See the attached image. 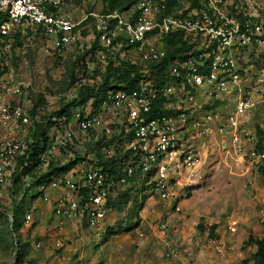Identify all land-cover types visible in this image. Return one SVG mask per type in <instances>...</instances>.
Instances as JSON below:
<instances>
[{
    "label": "built area",
    "instance_id": "1",
    "mask_svg": "<svg viewBox=\"0 0 264 264\" xmlns=\"http://www.w3.org/2000/svg\"><path fill=\"white\" fill-rule=\"evenodd\" d=\"M71 1L0 0V198H8L18 178L27 189L24 222L36 199L51 201L57 249L67 229L77 240L83 229L101 239L126 190L137 208L154 198L179 213V191L209 149L264 163L248 126L264 109V69L254 71L248 61L264 48L260 0H133L122 11L101 7L80 18L67 9ZM85 27L89 42L81 37ZM16 37L40 41L47 55L72 57L76 81L65 95L67 112L56 115L62 107L52 113L28 97L10 61ZM172 38L188 50L183 59L163 61ZM84 87L98 92L82 101ZM57 154L73 167L40 177L51 165L63 167ZM30 166L39 176L24 174ZM259 217L264 228V207ZM236 224L229 222L228 231ZM167 229L161 218L157 230ZM213 245L224 249L221 241Z\"/></svg>",
    "mask_w": 264,
    "mask_h": 264
},
{
    "label": "rangeland",
    "instance_id": "2",
    "mask_svg": "<svg viewBox=\"0 0 264 264\" xmlns=\"http://www.w3.org/2000/svg\"><path fill=\"white\" fill-rule=\"evenodd\" d=\"M260 3L264 19V0ZM89 8L100 9V0ZM164 49L167 52L169 47ZM14 51L10 61L27 84L28 97L52 113L60 109L76 81L72 57L47 55L38 40L23 39ZM248 61L254 71L264 69V48L249 55ZM87 90L84 87L80 93ZM248 126L256 134L264 129L263 108L250 116ZM263 172L264 163L258 167L249 158L240 160L209 149L189 184L179 191V213L169 212L154 198L137 208L128 196L107 218L104 238L83 229L82 240H77L67 229L59 249L55 243L61 234L51 205L45 210L37 205L39 201L32 203L28 210L32 217L24 222L27 189L16 183L8 198H0V264H14L17 251L22 253V264H264V255L256 256L255 244L264 241L259 217ZM27 175L39 176L32 170ZM36 193L33 187L31 195ZM12 213L18 215L17 225L11 223ZM161 218L168 221L164 234L157 230ZM231 221L237 223L235 232L227 229ZM214 240L221 241L224 249L215 250Z\"/></svg>",
    "mask_w": 264,
    "mask_h": 264
},
{
    "label": "trees",
    "instance_id": "3",
    "mask_svg": "<svg viewBox=\"0 0 264 264\" xmlns=\"http://www.w3.org/2000/svg\"><path fill=\"white\" fill-rule=\"evenodd\" d=\"M133 0H102L103 3V7L104 8H108L110 10L112 9H117L119 11H122L124 9L127 8L128 5H130L132 3ZM170 2H173L174 0H169ZM3 18V16H0V20ZM17 41V40H16ZM180 42V47H176V45ZM167 46L169 47V50L167 51L165 58L163 61H167L168 59H175V58H179V59H183L185 57V55L183 54L184 51L188 50V48L186 47L185 43L180 41L178 38H172V39H168L166 41ZM109 77H110V69L107 70V72L105 73V75L102 78V84H101V88H104L108 85V81H109ZM123 81L128 79V75L127 72L126 74L122 77L119 76ZM136 75L134 76V78H132L130 80V83L126 86V88L128 89H132L134 86L133 81L136 79ZM119 79V78H117ZM98 92V91H97ZM97 92L94 91V89H88L87 93L85 95H82L80 93V97L82 98V101H86L89 97H91L92 95L97 94ZM72 104L66 105L64 107H62L58 112H55L56 115H59L61 113L67 112L68 107L71 106ZM36 129H37V136H41L42 134H44V130L40 125H36ZM261 130V129H260ZM258 131V133L256 134L257 136V143H256V149L258 151H263L264 150V129L261 131ZM105 166V165H104ZM34 169V166H30L28 167L25 171L24 174H27L28 171L32 170V173ZM50 172L47 174H43L42 178L48 176L51 173H65L67 171V167H57V166H50ZM263 179H264V172L262 173ZM17 181L20 183V180ZM17 182V183H18ZM130 190H126L121 196L120 198L116 201V203H114L115 209L123 202L125 197H130ZM132 201L134 202V205L137 206L136 203V199L132 198ZM264 207V205H263ZM26 205L24 206V211H25ZM12 225H17V216L15 213H12ZM108 231V229H107ZM255 244L257 246V253L256 256L258 258H263L264 255V241L262 240H255ZM23 260H22V253L20 252H16L15 254V258H14V264H22Z\"/></svg>",
    "mask_w": 264,
    "mask_h": 264
},
{
    "label": "crops",
    "instance_id": "4",
    "mask_svg": "<svg viewBox=\"0 0 264 264\" xmlns=\"http://www.w3.org/2000/svg\"><path fill=\"white\" fill-rule=\"evenodd\" d=\"M94 3H95V0H73L68 5V8L67 9L70 10V11H72L73 14H74V16L76 18H80L84 14V12H86L87 10L90 9L89 6L92 5V4H94ZM100 3H101V7L103 8L102 0H100ZM81 37H83L86 40V42H89L91 40V38H92L91 30L88 27L87 28L85 27V29H82L81 30ZM23 39H26V38L25 37H22V38L16 37V40L17 41H16L15 47H18V45L21 44V40H23ZM13 51H12V55L14 53L16 54V52L15 51L13 52ZM11 58H12V56H11ZM56 159H57V162L59 161V163H61V165L63 167H67V169H69L70 167L71 168L73 167V163H69L68 164L67 163L68 160L62 154H57L56 155ZM52 195H55V193L52 192ZM37 201L40 202V203H37V205H40V206L43 205V207H45V210L48 209V208H50L51 201L48 202V203H42L40 200L36 199L35 200V204H36ZM67 234H70V233L68 232Z\"/></svg>",
    "mask_w": 264,
    "mask_h": 264
}]
</instances>
